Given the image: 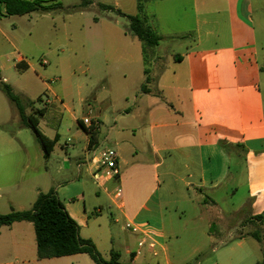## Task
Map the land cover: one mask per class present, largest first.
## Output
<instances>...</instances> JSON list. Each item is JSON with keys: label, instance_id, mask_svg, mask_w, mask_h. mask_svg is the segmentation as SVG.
I'll use <instances>...</instances> for the list:
<instances>
[{"label": "crops", "instance_id": "obj_1", "mask_svg": "<svg viewBox=\"0 0 264 264\" xmlns=\"http://www.w3.org/2000/svg\"><path fill=\"white\" fill-rule=\"evenodd\" d=\"M99 2L125 15L138 13L137 0H94L93 6ZM254 2L157 0L148 16L162 41L149 66L142 43L125 32L124 17L110 11L89 24L93 54L98 63L104 57L102 63L111 65L107 79L130 77L123 98L112 103L110 143L119 154L121 174L99 187L108 193L113 185L124 184L126 200L119 211L157 244L155 252L139 249L141 235L132 233L136 245L127 239L130 261L121 255V263L192 264L200 257L206 264L262 263L252 258L254 247L264 255V237L257 240L252 234L263 233L264 223L250 220L264 213V66ZM14 65L30 67L23 57ZM147 78L148 92L143 93ZM101 134V125L86 133L82 154L73 157L80 173L76 198L60 194L80 234L89 224L81 205L73 202L85 197L81 170L91 176L87 161L96 155ZM54 139L59 141V134ZM224 145L231 146L228 152ZM24 210L19 206L18 211ZM213 217L226 219L225 228L217 231L218 242ZM26 223L0 228V264H95L86 254L39 260L34 227L31 232ZM248 225L255 231L244 232Z\"/></svg>", "mask_w": 264, "mask_h": 264}, {"label": "rangeland", "instance_id": "obj_2", "mask_svg": "<svg viewBox=\"0 0 264 264\" xmlns=\"http://www.w3.org/2000/svg\"><path fill=\"white\" fill-rule=\"evenodd\" d=\"M49 1V5L60 4L62 10L56 13L3 17L4 7L0 5V84L13 89L19 97L22 112L28 119L34 118L39 122L38 129L42 134L50 139L59 134V141L47 158L43 155L42 145L34 131L24 126L19 108L0 89L2 215L11 213L13 209L18 211L21 205L25 208L24 211L31 210L40 193L53 191L60 200L63 199L60 194L71 195L70 199L76 198V176L80 173L73 157L82 154L87 142L86 132L80 122L89 118L99 127L101 125V145L96 156L104 150L114 149L110 143L111 134L114 133L111 128L115 125L112 103L123 98L125 85L130 83V77L110 82L107 79L110 63L109 66L107 61L103 64L104 57L98 63L97 55L93 54L89 24L94 18L110 14L98 8V4L102 3H96L82 11L75 8L82 0ZM156 1L146 3L147 14L155 11ZM254 1L259 57L264 66V0ZM120 20L124 23L125 30L129 22L125 18ZM19 57L29 63V69L16 68L14 63ZM43 62L47 65L43 66ZM261 88L264 99V73ZM41 110L45 112L44 115L39 114ZM99 113H102L100 120L96 119ZM90 155L93 156L92 151ZM81 171V177L86 181L85 197L73 202L81 205L85 221L89 224L88 227L81 228V234L94 240L104 259L109 257L111 250H115L122 255L123 261L129 263L130 256L126 254L124 247L127 239L133 241L132 232L126 229L127 221L113 202L114 185L110 188V195L109 192L104 193L86 172V168ZM120 188L123 199L126 200V186L123 184ZM84 207L86 211L83 212ZM225 220L213 217L211 227L216 242L219 240L217 231L225 228ZM26 225L32 232V224ZM238 227H233V230L239 229ZM255 229L248 225L244 232ZM33 235L35 243L34 231ZM133 245H136L135 241ZM256 252L254 247L252 259L264 264V255ZM204 260L206 259L200 257L192 264H206Z\"/></svg>", "mask_w": 264, "mask_h": 264}, {"label": "trees", "instance_id": "obj_3", "mask_svg": "<svg viewBox=\"0 0 264 264\" xmlns=\"http://www.w3.org/2000/svg\"><path fill=\"white\" fill-rule=\"evenodd\" d=\"M149 1L151 0H137L138 13L134 16L125 15L111 6L98 4L101 11H111L128 20L129 24L125 27V32L142 43L145 66L149 64L153 51L162 41V37L156 32L151 24L150 17L146 13L145 5ZM49 2V0H0V5L5 8V17L24 16L32 13H56L62 10L60 4L56 6L49 5ZM93 4L94 0H82L81 4L75 8L84 11L92 7ZM145 73L146 75L149 74L147 69ZM149 82L150 79L147 78L146 83L141 88L143 93L148 92ZM0 89L19 108L24 126L34 131L42 145L45 156L48 158L53 152L58 139L51 140L45 137L38 129L39 122L34 118L28 119L24 115L19 97L10 86L0 84ZM43 113L42 110L39 111L40 115H43ZM80 126L88 134L95 132H90L81 122ZM223 148L228 152L231 146L224 145ZM251 220L264 223V213ZM19 222H29L33 225L37 244V258L39 260L86 254L95 264H123L120 262V253L112 250L110 260H106L93 240L81 236L79 225L69 215L66 207L53 191L47 194L40 193L29 211H12L6 215L0 214V228L10 227ZM262 235L264 237V232L261 234L254 233L252 237L261 240Z\"/></svg>", "mask_w": 264, "mask_h": 264}, {"label": "built area", "instance_id": "obj_4", "mask_svg": "<svg viewBox=\"0 0 264 264\" xmlns=\"http://www.w3.org/2000/svg\"><path fill=\"white\" fill-rule=\"evenodd\" d=\"M43 65H47L46 62H43ZM50 102H48L49 104ZM82 124L90 132L96 131L98 128L97 123L89 118H85L82 121ZM70 142V140L68 141ZM87 165L91 168V176L93 180L98 185H103L111 180H117L120 177L121 170L119 166V154L115 149H107L101 152L99 155H95L92 159L87 161ZM112 195L116 200L117 206L119 208L123 207V194L119 186H117ZM126 229L130 230L134 234L141 235V238L138 241V248L142 249L144 247H149L152 251L156 250V242L154 240L149 241V237L143 233L140 226L136 223L128 221L126 224Z\"/></svg>", "mask_w": 264, "mask_h": 264}]
</instances>
